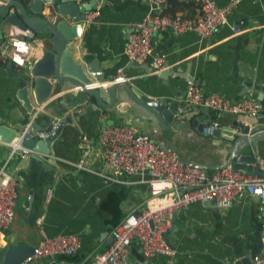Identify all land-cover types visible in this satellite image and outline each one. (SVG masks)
<instances>
[{
    "label": "crops",
    "instance_id": "crops-1",
    "mask_svg": "<svg viewBox=\"0 0 264 264\" xmlns=\"http://www.w3.org/2000/svg\"><path fill=\"white\" fill-rule=\"evenodd\" d=\"M87 1L76 0L78 4ZM214 1L224 4L228 0ZM93 9L97 10L94 39L109 51L111 59L103 63L107 65L121 59L123 50L120 46L132 29L131 23L150 10L149 4L147 0H99ZM93 9L87 10L85 15ZM166 11L172 15L180 14L194 18L201 14L199 4L194 1L168 0ZM229 23L241 24L244 29L235 33L229 24H224L207 38L201 37L193 30L182 33H173L170 30L155 31L153 36L156 52L166 54L171 68L178 69L181 73L187 69L186 73L206 91L215 90L232 99L245 94L256 98L259 87L264 88V0H238L230 12ZM5 27V32L12 29L23 33L15 26ZM40 54L41 44L33 40L27 63L16 65L12 62L14 70H26ZM7 60L0 55V119H8L7 121L12 123L20 114L17 110L19 107H15L16 98L9 96L14 92L15 84L12 73L7 72ZM120 67L125 73V80H131V83L138 82L140 76L144 77L148 73L145 68L131 69L127 62ZM189 76H169L176 90L181 91L180 101L190 105L188 111L173 118L169 130L157 126L148 117L132 114L127 107V99H118L111 109L102 111L100 128L110 124L111 119L115 123H131L137 131H146L150 137L166 146L169 144L167 141L172 142L182 159L188 163L200 165L208 170L226 164L231 159L229 141L222 135L212 134L213 130L205 132V129H211V123L207 119H213V112L210 109L203 111V106L200 105L192 108L193 104L185 99ZM150 84L163 91L168 90L160 83V78L150 79ZM246 84H252L250 90L243 88ZM140 85L142 90L146 91L144 83ZM104 95L105 100L109 98L108 94ZM52 97L54 96L48 100ZM124 103L126 105L123 107ZM260 103L258 113H264V95ZM43 110L51 113V117L59 116L54 112L52 105L44 107ZM201 114H204L205 125L198 129L197 122L194 123L193 119ZM214 114L218 123L229 126L258 120L256 115L253 117L251 113ZM261 119L264 117H260L259 121ZM31 120L41 122L43 117L35 114L28 121ZM24 127H21V130ZM90 136L93 141L92 154L86 163L88 168L80 169L70 166L67 162V165L63 164L64 167H57L52 183L43 191L45 195L48 187L52 189L48 201L44 200L43 195L41 200L36 198L30 202L31 185L17 174V167L24 165L26 156L19 161H8L7 168L14 172L16 177L14 215H17L16 218L13 216L14 219L7 227L0 230V262L4 250L12 244L21 241L32 247L38 244L39 228H43L49 235L59 232L76 233L80 242L79 248L73 255L55 254L39 259L33 264H77L103 251L111 242L116 224L128 212L139 211L144 207L149 196L148 184L138 182L135 176L126 173L119 174L117 180L100 174L107 173L108 170L103 165L98 150L97 134ZM65 141L66 138L63 137V142ZM256 145V161L251 165L259 166L264 161V138L257 140ZM170 148L174 150L173 147ZM10 149L11 147L0 149V164L6 159ZM63 152L74 160L80 156L77 147L67 146ZM242 152L249 153L251 149L245 146ZM235 159L236 157L233 161ZM75 161L70 163L74 165ZM260 203L261 199L251 194L239 196L232 205L225 208L218 206L213 200L205 204L190 203L174 215L166 231V237L175 252L146 258L141 254L138 242L133 240L129 248L130 264H251L254 255L261 251ZM26 210L30 211L31 219L39 215L40 223L37 224L31 219L26 221Z\"/></svg>",
    "mask_w": 264,
    "mask_h": 264
},
{
    "label": "water",
    "instance_id": "water-1",
    "mask_svg": "<svg viewBox=\"0 0 264 264\" xmlns=\"http://www.w3.org/2000/svg\"><path fill=\"white\" fill-rule=\"evenodd\" d=\"M97 1L99 0H88L78 4L76 0H0V44L7 33L5 25L25 31V35L23 33L17 35L31 40V45L33 40L41 44L40 56L24 71H15L12 60L6 61L7 72L12 73L15 84V90L9 96L16 98L15 107L16 105L19 107L17 110L20 116L12 123L7 121L8 119L4 121L0 119L1 150L11 147V143L19 140L21 127L28 124L31 129L32 134L21 137L19 141L21 147L16 149V153L23 155L13 158L19 161L26 156L24 165L17 167V174L31 185L30 202L36 198L41 200L44 188L52 183L57 167H64L63 164L67 165L66 162L74 167L70 162L78 158L71 159L63 151H66L67 146H71L77 147L80 152L79 137L83 133L89 136L96 135L100 129L102 111L111 109L118 99H127V107L132 114L148 117L164 130H169L168 127L174 117L190 109V105L180 101L181 91L176 90L172 79H169V76L174 75L189 76L186 73L187 69L181 73L178 69L171 68L166 58L164 68L156 71V67L151 64L152 54L156 52L155 46L142 62L136 63L128 61L123 43L120 46L123 50L121 59L103 65L111 56L109 51L94 39L97 16L92 19L85 17V12L93 9ZM12 6L14 8H11ZM152 41L154 45L153 35ZM124 62L133 70L145 68L149 74L140 76L138 82L134 83H131V80H123L106 86L94 84L110 79ZM155 78H160V83L168 90L153 87L150 79ZM189 78L192 79V76ZM141 83H144L146 91L142 90ZM251 86L252 84H246L243 88L250 90ZM104 93L109 95L106 100ZM263 95L264 88L259 87L256 100L261 102ZM51 96L54 97L48 100ZM49 105L53 106L54 112L60 117L58 127L54 134L38 137L35 131L46 126L52 118L51 113L43 110ZM125 105L126 103L123 107ZM192 108H195V104ZM203 109L209 110L207 106H203ZM35 114L42 116L43 120L28 121ZM254 115L258 119L255 122L238 126L219 122L211 132L222 135L229 141L231 159L227 163L232 162L235 168L248 173L261 172L259 166L251 163L256 161V141L264 138V119L259 121L260 117H264V113H251V116ZM193 121L197 122L199 129L205 125L204 114L196 116ZM113 124L115 122L111 119L110 125ZM143 133L148 134L146 131ZM63 137L66 138V144ZM167 142L168 146L173 147L182 158L176 145ZM245 146L249 147L251 152H242ZM234 157H237L236 161H233ZM36 210L38 211L37 208ZM29 212L26 210L25 217L23 216L26 221L31 219ZM38 218L39 215L33 217L31 221L36 222ZM31 251L32 246L23 241L12 244L4 250L1 264H19Z\"/></svg>",
    "mask_w": 264,
    "mask_h": 264
},
{
    "label": "built area",
    "instance_id": "built-area-1",
    "mask_svg": "<svg viewBox=\"0 0 264 264\" xmlns=\"http://www.w3.org/2000/svg\"><path fill=\"white\" fill-rule=\"evenodd\" d=\"M147 1L150 10L131 23L132 29L124 42V52L131 62H142L152 52V35L155 31L182 33L193 30L207 38L224 24H229L235 33L244 29L241 24L229 23L230 12L238 0H228L224 4H217L214 0H180L199 4L201 14L195 18L169 14L166 11L168 0ZM96 13L97 10L93 9L85 17L92 19ZM22 32L23 35L26 34L25 31ZM30 46L31 40L10 30L0 45V55L11 59L16 65H24L27 63ZM165 59L164 52L152 54L151 64L156 67V71L164 68ZM124 74L119 67L113 77L94 84L106 86L112 82H120L125 80ZM185 99L191 104L207 106L216 113H256L261 108V103L250 94L232 99L215 90L206 91L193 79L188 80ZM59 119V116L52 117L35 134L38 137L54 134ZM207 121L211 123V129H205V132L214 130L218 122L214 119ZM31 134L29 125H25L19 140L11 143L6 159L0 164V230L7 227L13 219L17 197L16 177L7 168V164L14 157L23 155L16 153V149L21 147L19 141L21 137ZM96 139L103 165L108 170L107 173L100 174L114 180L123 173L135 176L136 181L148 184L149 196L144 207L139 211L128 212L116 224L111 242L103 251L77 264H130L129 248L133 240L138 242L141 254L146 258L157 254H173L175 250L166 237V231L178 211L190 203L205 204L212 199L218 206L225 208L245 194L261 199V251L254 255L251 264H264V161L259 165L260 173L237 169L232 162L208 170L200 165L187 163L172 148L137 131L131 123L104 125L99 129ZM92 141L93 138L85 133L79 137L80 156L74 162L75 167L88 168L86 163L92 154ZM51 192L52 189L48 187L44 195L45 201L49 200ZM168 194L172 196H167ZM40 219L36 220L37 224ZM39 230V243L32 247V251L19 264H33L55 254L71 255L79 248L80 242L76 233L59 232L49 235L43 228Z\"/></svg>",
    "mask_w": 264,
    "mask_h": 264
},
{
    "label": "trees",
    "instance_id": "trees-1",
    "mask_svg": "<svg viewBox=\"0 0 264 264\" xmlns=\"http://www.w3.org/2000/svg\"><path fill=\"white\" fill-rule=\"evenodd\" d=\"M185 2V1H184ZM212 111V110H211ZM213 112V115H212V118L214 119V120H217L216 118H215V114H214V111H212ZM71 255H73V254H71Z\"/></svg>",
    "mask_w": 264,
    "mask_h": 264
},
{
    "label": "rangeland",
    "instance_id": "rangeland-1",
    "mask_svg": "<svg viewBox=\"0 0 264 264\" xmlns=\"http://www.w3.org/2000/svg\"><path fill=\"white\" fill-rule=\"evenodd\" d=\"M16 215H17V214H15V215H14V216H15V218H16ZM13 219H14V217H13Z\"/></svg>",
    "mask_w": 264,
    "mask_h": 264
},
{
    "label": "clouds",
    "instance_id": "clouds-1",
    "mask_svg": "<svg viewBox=\"0 0 264 264\" xmlns=\"http://www.w3.org/2000/svg\"><path fill=\"white\" fill-rule=\"evenodd\" d=\"M132 223H134V221H132Z\"/></svg>",
    "mask_w": 264,
    "mask_h": 264
}]
</instances>
